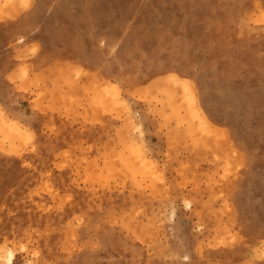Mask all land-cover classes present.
Wrapping results in <instances>:
<instances>
[{
	"label": "rangeland",
	"instance_id": "374dc122",
	"mask_svg": "<svg viewBox=\"0 0 264 264\" xmlns=\"http://www.w3.org/2000/svg\"><path fill=\"white\" fill-rule=\"evenodd\" d=\"M22 3L0 0V264H262L264 0Z\"/></svg>",
	"mask_w": 264,
	"mask_h": 264
},
{
	"label": "snow or ice",
	"instance_id": "6c2138e0",
	"mask_svg": "<svg viewBox=\"0 0 264 264\" xmlns=\"http://www.w3.org/2000/svg\"><path fill=\"white\" fill-rule=\"evenodd\" d=\"M10 6L11 5L8 4V3L4 4L5 8L10 7ZM22 6L25 7V8L29 7L30 6V0H23ZM9 19H10V17H9ZM3 21H4L3 14L0 13V23H2ZM20 42L23 43V41H20ZM36 51H37V49L35 47H33L31 49V52L33 54H35ZM23 76L26 77L27 73H23ZM4 80L6 81V86L7 85L15 86L16 85V80H17L16 74L11 69H9L4 75ZM34 111L38 112L39 109L38 108H34ZM2 117H3V111L0 110V118H2ZM137 131H140V129H137ZM141 135H143V133H141ZM31 143H32V135H31V133H28L27 137L25 139V144L31 145ZM31 151L35 152L36 151L35 147H32ZM64 155L67 156L68 153L65 152ZM85 183H87V181H85ZM160 183H164L163 179L160 180ZM66 199H67V201H71L72 200V195H67ZM188 206L190 207V205H188ZM234 242H235V239H233V243ZM21 251H24V249L21 248ZM185 259H189V258L187 256H185ZM190 264H203L202 259L200 258L199 251H197L196 253L193 254V256L190 259ZM262 264H264V261H262Z\"/></svg>",
	"mask_w": 264,
	"mask_h": 264
},
{
	"label": "crops",
	"instance_id": "0c3cea01",
	"mask_svg": "<svg viewBox=\"0 0 264 264\" xmlns=\"http://www.w3.org/2000/svg\"><path fill=\"white\" fill-rule=\"evenodd\" d=\"M12 25V23H6V26ZM5 26L3 23H0V29H4ZM14 67V66H13Z\"/></svg>",
	"mask_w": 264,
	"mask_h": 264
},
{
	"label": "bare ground",
	"instance_id": "6f19581e",
	"mask_svg": "<svg viewBox=\"0 0 264 264\" xmlns=\"http://www.w3.org/2000/svg\"><path fill=\"white\" fill-rule=\"evenodd\" d=\"M10 261V259L8 258V262Z\"/></svg>",
	"mask_w": 264,
	"mask_h": 264
}]
</instances>
